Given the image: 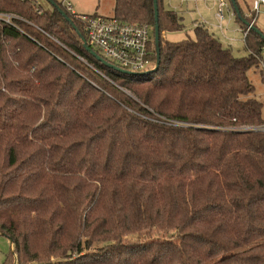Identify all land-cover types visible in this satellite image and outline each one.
I'll use <instances>...</instances> for the list:
<instances>
[{"label": "trees", "instance_id": "obj_1", "mask_svg": "<svg viewBox=\"0 0 264 264\" xmlns=\"http://www.w3.org/2000/svg\"><path fill=\"white\" fill-rule=\"evenodd\" d=\"M157 2L159 67L128 75L49 2L0 0L31 23L0 34L6 264H264V133L240 130L264 124L249 78L264 39L250 29L245 57L200 23L194 39L166 41L183 18ZM236 5L250 24L253 8ZM114 12L154 32L153 0H115Z\"/></svg>", "mask_w": 264, "mask_h": 264}, {"label": "built area", "instance_id": "obj_2", "mask_svg": "<svg viewBox=\"0 0 264 264\" xmlns=\"http://www.w3.org/2000/svg\"><path fill=\"white\" fill-rule=\"evenodd\" d=\"M59 3L68 12L74 15L83 27L82 35H86L88 45L108 63L120 68L126 72L134 74H146L156 66L152 55V45H154V32L148 25L130 24L123 22L114 16L105 18L99 15H80L77 14L73 7L67 2L68 0H58ZM264 5V0H255L254 15L259 13L260 7ZM225 10L235 17L234 12L230 9L227 0H218L216 19L220 23L225 18ZM256 17L250 23L255 26ZM21 23H28L23 16L13 12H0V34L5 27L22 31ZM250 27L244 33V38L249 32ZM219 27V28H220ZM260 69L264 82V63L260 62ZM108 80L102 73L99 72ZM243 131H258L264 133V124L257 127H243Z\"/></svg>", "mask_w": 264, "mask_h": 264}, {"label": "rangeland", "instance_id": "obj_3", "mask_svg": "<svg viewBox=\"0 0 264 264\" xmlns=\"http://www.w3.org/2000/svg\"><path fill=\"white\" fill-rule=\"evenodd\" d=\"M43 7H49L46 0H37ZM73 10L80 15H99L105 18L114 16L115 0H68ZM254 10L255 0H246ZM218 0H163L166 10L175 11L183 18L184 29L181 31L166 32L163 38L169 42H181L187 39H194V28L197 24H204L223 46L232 50L237 57H245L248 52L245 50L244 33L235 17L225 10V18L220 23L216 19ZM255 12V11H254ZM256 17L255 26L264 35V5L260 7L259 13L253 14ZM220 27V28H219ZM264 63V51L262 53ZM260 68L249 72V78L255 87V94L262 104L264 119V82ZM126 94L131 93L127 90ZM10 241L7 237L0 235V264H6L7 259L12 255Z\"/></svg>", "mask_w": 264, "mask_h": 264}, {"label": "water", "instance_id": "obj_4", "mask_svg": "<svg viewBox=\"0 0 264 264\" xmlns=\"http://www.w3.org/2000/svg\"><path fill=\"white\" fill-rule=\"evenodd\" d=\"M52 6H54L55 8H57L59 10V12L67 19V21L71 24V26L73 27L74 30H76V32L78 33L79 37L81 38L82 42H83V46L85 48V50L87 52H89L90 54H92L93 57H95L99 62H101L104 66L113 69L115 71H118L120 73H124V74H128V75H135L132 72H126L121 70L120 68L108 63L106 60H104L102 57H100L87 43L86 38L82 35V33L76 28V26L74 25V23L72 22V20L67 16V14L62 10V8H60V6L54 1V0H47ZM154 1V16H155V26H154V41H155V48H156V66L153 70H151L150 72H153L155 70H157V68L159 67L160 64V30H159V25H158V20H159V8H158V2L157 0H153ZM231 5L234 8V11L236 13V16L244 23L247 25V27H250L251 25L249 23H247L246 21H244V19L241 17L240 15V11L236 5V0H230ZM250 29L255 30L260 36H262V38L264 39V35L263 33L256 27L251 26Z\"/></svg>", "mask_w": 264, "mask_h": 264}, {"label": "crops", "instance_id": "obj_5", "mask_svg": "<svg viewBox=\"0 0 264 264\" xmlns=\"http://www.w3.org/2000/svg\"><path fill=\"white\" fill-rule=\"evenodd\" d=\"M8 240L10 241V239L8 238ZM10 246H11V250H13V244L12 242L10 241Z\"/></svg>", "mask_w": 264, "mask_h": 264}]
</instances>
